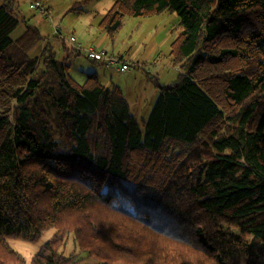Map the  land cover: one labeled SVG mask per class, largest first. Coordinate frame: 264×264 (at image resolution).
<instances>
[{
    "label": "trees",
    "instance_id": "trees-1",
    "mask_svg": "<svg viewBox=\"0 0 264 264\" xmlns=\"http://www.w3.org/2000/svg\"><path fill=\"white\" fill-rule=\"evenodd\" d=\"M164 12L182 72L141 124L0 6V264L46 231L30 264H264V0H115L100 29Z\"/></svg>",
    "mask_w": 264,
    "mask_h": 264
},
{
    "label": "rangeland",
    "instance_id": "rangeland-1",
    "mask_svg": "<svg viewBox=\"0 0 264 264\" xmlns=\"http://www.w3.org/2000/svg\"><path fill=\"white\" fill-rule=\"evenodd\" d=\"M38 1L45 7L51 9L53 20L62 27L63 32L67 34L68 40L70 38L69 36L72 35V31L80 33L82 30L91 28V25L98 28V23L105 18L115 2V0ZM6 3H10L12 7H16L15 9L19 10V12L21 11L20 13L25 15L26 21H28L29 24L39 27L41 33L45 35V37L43 36L44 38L47 37L49 39L51 30L52 32L55 31L53 28L51 29V21L43 19V14L38 9L31 7L29 0H0V6L6 5ZM80 8L82 13H80ZM14 14L16 15V13ZM19 18L22 19L21 16ZM179 20L177 13L171 12H164L161 15L152 17L125 18L119 32L115 34L114 38L107 37L102 49L107 51L109 55L118 59L121 58V56L125 58L123 62H118L117 65L114 66V68L117 69L116 72H113V69L100 67L95 62L89 60L84 52L80 54L71 52L70 54L77 64L87 67L85 73L96 71L104 85L109 87L120 85V87H123L124 93L132 102L134 111H136L143 102L148 103L149 106H154L159 95V85H167L174 82L179 73L182 72L180 65L174 67L172 63L173 59L170 55L171 45L179 33ZM25 28L26 23L21 22L19 27L13 32L12 37L18 38L25 31ZM101 36V32H98V35L92 39L90 45L95 46V43ZM61 37L64 38V36ZM85 37H89V34H85ZM68 40H66V43ZM61 41L52 38L51 45L55 46L56 42L61 44ZM39 51L40 46H38L32 54L37 55ZM55 52L58 54V58L62 60L63 49L55 48ZM158 56L161 57L159 60H157ZM64 61L71 63L70 58ZM156 62L157 64H155ZM125 63L130 65L129 70L120 72L119 68ZM71 74L74 79L78 81H83L84 79V76L82 78V74L77 72L75 66L72 68ZM155 88L158 91V95H154L156 98H149L148 95H143L144 93L149 94V91L155 90ZM138 95L139 97L137 98ZM144 117L145 116H141L139 118L140 120L138 119L140 123H143V120L147 119V117ZM51 236L52 231H46L38 241L28 242L15 239L10 240L9 244L16 252L20 253L25 258L28 264H30L32 257ZM67 246L65 252L69 253L74 248L72 239L69 240Z\"/></svg>",
    "mask_w": 264,
    "mask_h": 264
},
{
    "label": "crops",
    "instance_id": "crops-1",
    "mask_svg": "<svg viewBox=\"0 0 264 264\" xmlns=\"http://www.w3.org/2000/svg\"><path fill=\"white\" fill-rule=\"evenodd\" d=\"M30 1V3H31V7H32V2H39L38 0H29ZM11 3V2H10ZM10 3H6V5L5 6H7V7H9V9H10V11L13 13V15L14 16H16L19 20H20V23L21 22H23V23H26V26L28 27L29 25L30 26H33V27H35V28H37V30L39 31V33L42 35V36H44L45 37V35L44 34H42L41 33V29L39 28V27H37L36 25H33V24H29L28 23V21H26V18H25V15H22L20 12H19V10H17V9H15L14 7H12L11 6V4ZM42 4V3H41ZM43 5V4H42ZM44 6V5H43ZM45 7V6H44ZM47 8V7H46ZM48 9V11H49V15L47 14V15H45V14H43L42 12V14L44 15H42V18L43 19H46L47 21H51V29L53 28L55 31L54 32H52V30H51V32H50V37H49V39L47 38H44L42 41H40V43H39V45L38 46H40V51H39V53L37 54V55H33V56H40L41 55V53L46 49V48H50V50H52L53 52H55V48L57 49H63V59L62 60H60L59 58H58V54L56 53V57H57V59L59 60V61H61V62H64V63H67L66 61H64L65 59H68V58H70V62L71 63H69L68 62V64L70 65V70H69V72H70V75H71V77L74 79V77L72 76V74H71V70H72V68H74V66H75V69L77 70V72H79V73H81L82 74V78H83V76H84V79H83V81H78L77 79H74L75 81H77V82H81V83H84V81L86 80V78H87V75H91V74H96L97 75V77L99 78V74L95 71V72H92V73H85V70H87V67L86 66H82V65H80V64H77L76 63V61H75V59H72L73 57H71V52H73V53H78V54H80V53H83L84 52V54L86 55V52H87V50L88 49H90V48H93V49H95L96 51H101L102 49H103V45H104V43H105V40H106V38L108 37L107 35H106V33H104V31L103 30H101L100 29V25H101V23L103 22V20L105 19H102L101 20V22H99L98 23V28H96L95 26H93V25H91V28H88L87 30H82L80 33H78L77 31H72V35H70L69 37V40H68V37L66 36L67 34H65L64 32H63V29H62V27L61 26H59L58 24H57V22H55L54 20H53V18H52V16H51V9L50 8H47ZM14 13H16V15L14 14ZM80 13H82V11H81V8H80ZM21 16V18L22 19H20L19 17ZM19 16V17H18ZM20 23H19V25H20ZM19 25H18V27H19ZM59 26V27H58ZM17 27V28H18ZM27 27L25 28V31L18 37V38H13L12 37V35H11V37H12V39H14V40H17V39H19L22 35H24L25 33H26V30H27ZM16 28V29H17ZM56 28V29H55ZM98 32H101V34H102V36L98 39V41L95 43V46H93V45H90V43H91V41H92V39H94L97 35H98ZM13 34V33H12ZM78 34V35H77ZM85 34H89V37H85ZM57 36V37H56ZM61 36H64V38H62ZM59 39L60 41L62 40L63 41V43H62V41H61V44L60 43H58V42H56V45L55 46H52L51 45V39ZM73 38H75L76 39V41H75V43L73 44L72 43V40H73ZM66 40H68V42L66 43ZM70 44V45H69ZM37 46V47H38ZM36 47V48H37ZM35 50V49H34ZM33 50V51H34ZM33 51H32V53H33ZM105 51V50H104ZM107 52V51H106ZM88 58V57H87ZM161 57L160 56H158L157 57V60H159ZM89 59V58H88ZM121 60H123V59H125L123 56H121V58H120ZM94 62V61H93ZM121 62V61H120ZM96 64H98L100 67H104V68H107V69H113V72H116V70L117 69H115L114 68V66H116V65H114V66H112V67H107V65L105 64V63H101V62H95ZM155 64H157V62L155 63ZM120 69V68H119ZM118 69V70H119ZM108 71H110V70H108ZM128 71V70H127ZM112 72V73H113ZM120 72H121V70H120ZM122 72H126V71H122ZM111 73V72H110ZM129 75V74H128ZM112 76V75H111ZM130 76H131V74H130ZM99 80H100V78H99ZM100 82H101V80H100ZM102 83V82H101ZM103 84V83H102ZM104 85V84H103ZM105 87H107L108 89H113V88H119L121 91H122V93L124 94V96H125V98H126V100H127V102H128V104H129V106H130V110H131V112H132V114L137 118V119H139L141 116H145V117H147V119L149 118V116H150V114H151V111H152V109H153V107L154 106H149V104L148 103H142L141 104V106L139 107V108H137L136 109V111H134V109H133V107H132V102L129 100V98L127 97V95L124 93V90H123V87H120V85H113L112 87H109V86H106V85H104ZM143 95H148V97L150 98V97H152V98H156V97H154V95H158V91H157V89L155 88V90H151V91H149V94H146V93H144ZM159 96V95H158ZM139 97V95L137 96V98ZM137 98H136V100H137ZM158 98V97H157ZM143 99H144V97H143ZM157 100V99H156ZM149 113V114H148ZM144 117V118H145ZM147 119H144L143 120V123H141V124H144V121L146 122V120ZM140 120V119H139Z\"/></svg>",
    "mask_w": 264,
    "mask_h": 264
},
{
    "label": "built area",
    "instance_id": "built-area-1",
    "mask_svg": "<svg viewBox=\"0 0 264 264\" xmlns=\"http://www.w3.org/2000/svg\"><path fill=\"white\" fill-rule=\"evenodd\" d=\"M32 7L35 9H38L40 12H42L45 15H49V11L46 7H44L40 2H32ZM76 39L73 38L72 42L75 43ZM86 56L89 58V60L94 61V62H101L105 63L107 67H112L114 65H117L118 62L122 61L120 58H116L112 55H109L108 52L101 50V51H96L93 48H90L86 52ZM130 65L128 63H125L122 65L120 68L121 71H127L129 70Z\"/></svg>",
    "mask_w": 264,
    "mask_h": 264
}]
</instances>
